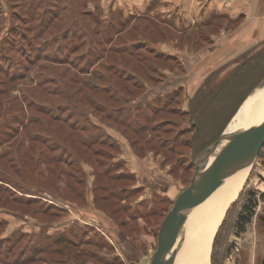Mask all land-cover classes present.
<instances>
[{
	"label": "rangeland",
	"instance_id": "1",
	"mask_svg": "<svg viewBox=\"0 0 264 264\" xmlns=\"http://www.w3.org/2000/svg\"><path fill=\"white\" fill-rule=\"evenodd\" d=\"M242 64L257 70L243 92L264 70V0H0V264H148L200 153L190 151L198 142L189 101L235 82L230 73ZM125 88L137 99L127 101ZM67 103L85 131L46 116ZM35 116L52 126L45 142ZM249 201L250 221L238 233L235 219ZM259 216L264 144L225 206L209 264H260ZM60 236L75 245L52 243ZM24 245L43 247L33 253L40 259L24 262Z\"/></svg>",
	"mask_w": 264,
	"mask_h": 264
},
{
	"label": "trees",
	"instance_id": "2",
	"mask_svg": "<svg viewBox=\"0 0 264 264\" xmlns=\"http://www.w3.org/2000/svg\"><path fill=\"white\" fill-rule=\"evenodd\" d=\"M98 51H100V50H98ZM98 53L93 56V58L95 57L94 59L92 58L93 61L94 60L96 61V59L98 60V59L102 58L103 55L102 54L98 55ZM101 53H103V51ZM89 56H91V54H89ZM142 60L144 61L146 59L142 58ZM244 64H242L240 66H237L230 73V75L233 78L235 77L237 79L235 82L231 81L232 82L231 83V82L225 81L221 85H219L216 90H212L211 92L207 93V97L209 98V100L204 101L202 99V96L205 94V93H202V90L201 91L198 90L200 93L197 92L198 95H197L196 98L190 99V101H189L190 109L185 114H187L189 116V118L191 119V121L193 123H195V124H193L194 137L196 138V142H198V144H193L192 143L191 148H190L191 154H193V155L198 154L203 148H205L208 144H210L212 141H214L219 136V134L223 131L226 123L230 120V118L233 116V114L235 113V111L237 110L239 105L241 104L242 100H244V98L248 95V92H250L258 84L260 78H262V76L264 75V70H262L261 73L259 72L260 73L259 76H257L258 74L257 75L255 74L257 76V78H252L253 79V83L251 82V85L248 87V89L247 90L245 89L242 92L240 90V88L245 87V85L248 82V80H251V78H250L251 76L250 75H252V74H250V73H252L254 71V69L257 72L256 68H254V69L252 68L254 66V64L252 65L251 68L247 67L246 70H245V68L243 66ZM256 65H255V67H257ZM249 66H251V65H249ZM133 67L136 68V65L134 64ZM260 68H261L260 65H258V69H260ZM139 69H141V71L146 75V71L143 69L142 66H141V68L139 67ZM79 71H81V70L79 69ZM255 71H254V73H256ZM81 72L84 73V71H81ZM102 75H101V79L100 78L98 79V80H100L101 83H102V81L106 82V80H107V78L103 75L105 77L104 78ZM93 76L97 77L96 74H93ZM138 77H139V75H138L137 72H132L131 73V78L132 79L138 78ZM53 79H54V82H56L58 84H61V81L59 80L58 77H53ZM148 79H149V77H148ZM68 80L69 81L72 80V81H75V82H78L79 84H81L84 79L78 78V77H72V78H70ZM100 82H97V83H100ZM97 85L98 86H95L96 88L99 87V84H97ZM105 86H106V88L110 87L108 84H106ZM105 86H104V88H105ZM80 87H81V85H80ZM89 88H94V87H89ZM133 88H134V86H133ZM133 88H130V89L127 88L129 90H127L125 88L128 91V93L127 94L123 93V94L127 95L126 96L127 101L128 100L129 101H131V100L133 101L136 98L133 95ZM217 96L222 98V100L218 101ZM85 99H86V97H85ZM213 100H216V103L214 105H212V103H211V101H213ZM86 101L89 103V105L92 108L99 109V110L101 109L99 107H101L102 104L100 106V104L96 103L94 100H92L90 98L88 99V97H87ZM64 106H67V107L64 108ZM46 109H47V111H45V114H46V116L48 118H51L52 121H58L59 124H60V122L64 121L65 122L64 123L65 126L70 131H74V132H78V130H79V132L80 131H85V128H83V126H81L77 122V117H76L75 113L77 111L78 114H79L80 111H78L77 109L72 110V108L68 107V103L63 105V109H61L59 106H55L54 108L49 107V108H46ZM207 109H208V112H213V114H214L213 116L209 117L208 120L203 115V112H206ZM65 110L68 113H71V115L68 116V117L65 116V118H61L62 115H60L59 113L61 111L65 112ZM16 117H19V116H16ZM21 119L22 120L24 119L23 115L21 116ZM30 121L34 125H37L41 129L42 133L40 134L39 132H36V135L41 137V141L42 142H45L44 139L49 138V136L52 135V133H50V127L52 128V126H50L49 124L45 123L42 118L35 116V118L31 117ZM25 124H26V122H25ZM77 127H80V128L77 129ZM42 134H44V135H42ZM52 141H54V140H52ZM150 141L151 140H149V138H147V140L145 142H150ZM151 145L154 146V144H151ZM159 145H160V147H164V148H165V146H167V144L165 142H161V143H159ZM185 146H187V144H185ZM154 147H156V146H154ZM122 189L120 190L121 193L122 192L125 193V189H123V190ZM124 193H122V194H120V193L114 194V197H115L116 201H118V202L124 201L126 199L125 197H123ZM126 196H129V195H126ZM123 205H125V204H123ZM120 206H122V205H120ZM129 209L132 210V211H135L134 206L130 207ZM154 211L156 212L155 209L152 210V212H150V209H149L147 214L148 215L153 214V213H155ZM251 215H252V204L249 201V203L243 204L242 210L237 214V217L235 219L234 224H235V227H236L238 233L240 231H243L245 224L248 221H250ZM20 236H21V234H20ZM55 242H58V243L62 242V243L68 244L70 246H74L75 245L74 241H71L70 239H65V238H63V236H60L59 238H56V240L53 241L52 243H55ZM12 245L7 247L6 251L10 250V247H12ZM42 248L43 247L38 246V248H36L34 250H30L31 247L27 248L26 245H24L19 250V256L22 257L21 259L24 260V262H29V261H32V260H38L40 258H36V256L33 255V253H36V251L38 252L39 249H42ZM31 251H33V252L30 254ZM27 255H29V256H27ZM14 261L15 262H13L12 264H20L18 259L14 260Z\"/></svg>",
	"mask_w": 264,
	"mask_h": 264
},
{
	"label": "water",
	"instance_id": "3",
	"mask_svg": "<svg viewBox=\"0 0 264 264\" xmlns=\"http://www.w3.org/2000/svg\"><path fill=\"white\" fill-rule=\"evenodd\" d=\"M263 144L264 119L243 129L226 131L225 128L200 151L188 185L178 193L161 221L155 251L148 264L172 263L183 238L187 218L200 197L255 160ZM212 156L214 160H211ZM260 264H264V255Z\"/></svg>",
	"mask_w": 264,
	"mask_h": 264
},
{
	"label": "bare ground",
	"instance_id": "4",
	"mask_svg": "<svg viewBox=\"0 0 264 264\" xmlns=\"http://www.w3.org/2000/svg\"><path fill=\"white\" fill-rule=\"evenodd\" d=\"M263 119L264 77L239 105L227 124L226 131L247 128ZM214 159L212 156L211 160ZM252 162L242 166L200 197L187 218L183 238L171 264H175L177 260L180 264H209L210 245L216 226L226 204L236 197L245 183Z\"/></svg>",
	"mask_w": 264,
	"mask_h": 264
},
{
	"label": "flooded vegetation",
	"instance_id": "5",
	"mask_svg": "<svg viewBox=\"0 0 264 264\" xmlns=\"http://www.w3.org/2000/svg\"><path fill=\"white\" fill-rule=\"evenodd\" d=\"M259 220H261L264 223V216H259Z\"/></svg>",
	"mask_w": 264,
	"mask_h": 264
}]
</instances>
